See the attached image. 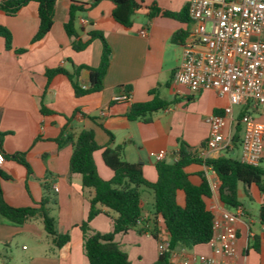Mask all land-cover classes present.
Wrapping results in <instances>:
<instances>
[{"label": "crops", "instance_id": "0c3cea01", "mask_svg": "<svg viewBox=\"0 0 264 264\" xmlns=\"http://www.w3.org/2000/svg\"><path fill=\"white\" fill-rule=\"evenodd\" d=\"M71 2L56 1L52 28L38 41H33L39 25L35 2H30L15 15L0 9V25L12 34L10 49L0 36V142L7 153L25 152L31 165L29 170L14 159H6L0 169L12 178L0 177L4 198L12 206L24 207L48 197L47 207L56 220L57 231L70 234V241L57 248L40 218L15 224L0 216V264H89L80 225L88 218L93 190L84 189L81 174L70 171L73 142L83 129H94L100 146L109 144L110 135L106 130L110 131L114 136L111 146H122V159L141 163L145 177L156 181L157 160L150 153L166 150L164 160L173 162L178 159L179 146L183 142L205 160L200 151L210 132L207 117L222 113L230 103L227 97H220L214 90L194 93L173 81V73L182 59L181 43L174 42L173 38L181 30L189 32L191 23L189 18L184 20L164 12L182 13L190 0H146L130 27L112 18L113 4L109 0H101L87 11L78 13L77 39L85 40L91 31H99L112 48L103 90L77 97L70 79L62 73L48 82L47 68L62 67L73 72L82 64L97 67L101 60V39L93 40L82 51L73 49L75 38L64 28ZM152 4L160 9V13L150 18L148 7ZM143 29L148 31L147 35L140 33ZM78 79L87 86L89 70L82 69ZM128 86L133 103L152 98V90L158 91L162 98L175 99V103L156 111L151 122L129 120L126 114L130 104L113 100L116 95L128 92ZM42 107L52 112L43 114ZM242 111L264 123V114L259 108L236 106L234 119L227 120L226 134H233L236 119ZM102 151L94 152V159L100 175L109 180L114 174L105 165ZM220 156L240 159L241 145L228 151H212L208 158ZM259 167L264 170V150ZM187 171L195 184L201 182L202 176L220 183L218 174L204 163L191 164ZM146 189L140 188L143 223L115 235V241L128 254L131 264H154L160 256L151 220L154 194L148 189L153 194L151 197ZM238 196L243 214L236 221L235 263L264 264V223L260 218L264 192L256 184L240 182ZM183 198L180 192V203ZM206 202L218 218L224 212L235 211L220 201L218 188L212 189ZM114 216V212L102 208L90 225L95 231L111 232ZM156 227L157 235L167 233L161 218ZM201 254L213 256L211 245L179 243L170 253L169 264H182L185 259ZM190 264L200 262L193 260ZM215 264H230V261L216 256Z\"/></svg>", "mask_w": 264, "mask_h": 264}, {"label": "trees", "instance_id": "16d2710c", "mask_svg": "<svg viewBox=\"0 0 264 264\" xmlns=\"http://www.w3.org/2000/svg\"><path fill=\"white\" fill-rule=\"evenodd\" d=\"M57 0H0V9L8 15L17 14L30 2L37 4L38 30L33 41L42 39L52 28L54 23L55 6ZM101 0H91L89 2L72 0L69 6V17L64 23L66 33L74 37L72 46L75 51H82L95 39L103 42V52L100 63L97 67L86 64L75 67L73 72L58 67L47 68L46 77L48 82L57 74H66L70 79L75 95L85 96L90 93L100 92L104 87V78L110 66L112 48L99 31H91L85 40L77 39L76 19L80 12L97 5ZM113 4L111 11L112 18L125 27L133 24L136 12L142 8L146 0H109ZM150 18L158 15L160 9L152 4L148 7ZM165 15L188 19V7L182 13L164 12ZM188 31H179L173 40L182 43L187 37ZM0 36L5 40L6 48H12L11 32L0 25ZM24 52L25 49H17ZM82 69L89 70V84L82 85L79 82V73ZM127 91L130 92V86ZM152 98L143 102L131 104L126 116L129 120H141L151 122L156 111L166 109L175 99L168 100L162 98L158 91H151ZM43 114L52 112L46 107L41 109ZM243 111L238 115L232 134L233 147L241 145L243 135V125L241 117ZM110 135L108 145L100 146L96 140L94 129H83L73 142V152L70 159V171L79 173L82 176L84 189H92L93 195L90 198V210L88 218L80 225L84 237V251L89 264H131L128 254L121 249L115 241V235L137 226L138 219L142 216V201L140 188L150 189L154 194V213L151 218L154 224V235L157 236V220L161 218L166 226L170 240V251L163 253L154 264H169L171 250L177 244L185 246H197L209 244L214 234V215L208 208L206 199L211 196L212 189L209 181L201 177V182L195 184L190 179L187 167L191 164H206L211 166L219 176L218 185L220 201L231 208L240 206L238 196L239 183L246 185L256 184L264 192V170L259 166H252L242 162L240 159L220 156L217 158L201 159L196 150L189 149L185 143L181 142L178 150V159L169 162L166 160L157 161V180H148L143 172L141 163H132L122 159V146L112 147L114 142L113 134ZM0 149L5 159H14L26 166L29 170L31 165L27 160L25 152L10 154ZM103 149L102 158L105 165L113 171V177L104 179L98 172L94 159V152ZM0 177L11 179L0 169ZM182 192L183 203H180L178 196ZM48 197H44L38 204L24 207L10 205L4 198V193L0 184V216H3L15 224H23L30 220L40 218L43 222L46 233L57 248L62 247L70 241L69 233H59L56 229V220L50 215L48 210ZM106 208L115 213L113 218V230L108 233L95 231L91 225V220ZM260 218L264 223V205L260 209Z\"/></svg>", "mask_w": 264, "mask_h": 264}, {"label": "built area", "instance_id": "2783aa9c", "mask_svg": "<svg viewBox=\"0 0 264 264\" xmlns=\"http://www.w3.org/2000/svg\"><path fill=\"white\" fill-rule=\"evenodd\" d=\"M188 11L192 26L181 43L182 59L173 73V81L194 93L214 90L230 102L222 113L207 117L210 132L200 156L208 159L212 151L233 148L232 134H226L225 129L227 120L234 119V107L252 106L264 114V0H190ZM147 32L146 29L140 31L142 35ZM113 100L130 106L133 103L130 92L116 95ZM241 123L240 160L259 166L264 150V123L249 113L242 115ZM150 154L162 161L167 152L160 150ZM5 161L0 149V168ZM209 183L211 189L218 188V183L211 180ZM242 214L238 206L234 212H224L221 218L214 216V234L209 241L213 256L201 254L185 259L182 264L193 260L215 264L216 256L236 264V221ZM139 223H143L142 218L138 219ZM157 238L160 255L169 252L168 233H158Z\"/></svg>", "mask_w": 264, "mask_h": 264}, {"label": "rangeland", "instance_id": "374dc122", "mask_svg": "<svg viewBox=\"0 0 264 264\" xmlns=\"http://www.w3.org/2000/svg\"><path fill=\"white\" fill-rule=\"evenodd\" d=\"M191 23V22H190ZM191 26H192V23H191ZM225 151H228V150H225ZM228 156H235L234 154H229V153H226ZM146 191L148 192V193H150L151 194V197H153V194H152V192L150 191V190H148V189H146ZM1 244H3V243H1Z\"/></svg>", "mask_w": 264, "mask_h": 264}]
</instances>
